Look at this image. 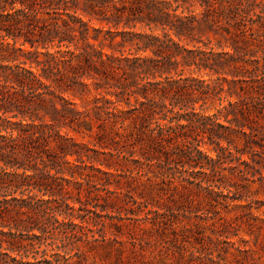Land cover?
<instances>
[{"label": "trees", "instance_id": "obj_1", "mask_svg": "<svg viewBox=\"0 0 264 264\" xmlns=\"http://www.w3.org/2000/svg\"><path fill=\"white\" fill-rule=\"evenodd\" d=\"M263 149L264 0H0V264L134 247Z\"/></svg>", "mask_w": 264, "mask_h": 264}, {"label": "rangeland", "instance_id": "obj_2", "mask_svg": "<svg viewBox=\"0 0 264 264\" xmlns=\"http://www.w3.org/2000/svg\"><path fill=\"white\" fill-rule=\"evenodd\" d=\"M258 56L259 54L255 55ZM255 57L247 56L248 71L252 69L253 60L260 59ZM252 83L248 77L247 92L251 91ZM76 102L81 104L78 99ZM84 140L88 141L87 138ZM241 141H236L234 145L237 149L248 152ZM201 149L205 150L206 147ZM262 158L263 160L254 157L258 163H252L249 153L241 156L243 161L254 164L264 179V149ZM233 165L245 169L240 162H234ZM223 173L229 174L227 171ZM257 177L255 174L254 182L250 179L243 181L237 174H233L229 185L225 182V197H219L217 201L210 199L202 191L194 190L191 205L183 206L184 211H179L174 218L164 207L167 205L175 208L167 199L170 192L165 185L157 187L160 189L155 194L160 195L158 204L161 203V207L154 204L153 209H157L160 214L156 216V221H165L167 227L159 223L158 227L147 224L143 225V230L135 229L134 247L128 236L120 235L118 240L122 245L119 253L112 252L108 255L107 251L113 250L108 247L95 248L87 252L85 264H264V180L260 184ZM233 198L237 200L234 201ZM142 216L143 213H140V217Z\"/></svg>", "mask_w": 264, "mask_h": 264}]
</instances>
